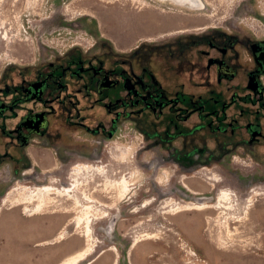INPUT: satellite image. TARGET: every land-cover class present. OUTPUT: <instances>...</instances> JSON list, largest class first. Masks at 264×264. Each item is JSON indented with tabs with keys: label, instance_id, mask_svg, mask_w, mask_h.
Returning <instances> with one entry per match:
<instances>
[{
	"label": "rangeland",
	"instance_id": "1",
	"mask_svg": "<svg viewBox=\"0 0 264 264\" xmlns=\"http://www.w3.org/2000/svg\"><path fill=\"white\" fill-rule=\"evenodd\" d=\"M206 1V8L193 11L161 0H0V77L16 80L17 68L56 59L74 48L87 54L100 52L107 43L114 51H127L145 39L160 42L206 25L234 33H239L234 29L239 27L249 31L264 28V0ZM126 124L104 142L101 162L80 158L67 164L48 161L43 167L52 169L40 172L39 178L30 180L23 175L7 189L17 194L24 186H60L64 180L73 182L72 171L79 164L94 167L80 174L79 189L74 192L94 219L91 240L85 223L77 227L71 222L67 239L46 242L82 209L80 205L76 211L64 212L62 207L72 206L73 201L66 203L62 196H54L58 205L54 212L28 216L22 212V205L4 209L20 217L18 223L11 221L14 227L11 224L7 234L14 238L17 228V264H57L67 253L91 243L93 252L80 264H114L116 259L118 264H174L177 259L180 264H264V188L247 213L253 224L263 223L254 230L237 221L226 226L218 221L224 218L215 209L178 211L176 206L192 200L193 194L185 184L199 191L198 196H214V191L203 190L211 179L198 172L202 168L208 169V176L217 173L232 178L240 187L249 182L264 185V148L243 147L222 161L184 168L174 160L164 161L166 149L149 146L139 130ZM116 145L129 148L130 153L121 155L116 150L114 156L111 152ZM89 153L87 147L85 154ZM99 165L104 175L94 170ZM106 176L109 180L127 177L133 190L113 207L109 206L116 192L103 190ZM169 179L184 195L167 204L164 201L173 196L160 197L157 188ZM147 199L154 202L142 206ZM36 204L33 201L30 206ZM109 224L112 227L108 231ZM145 233L155 236L144 239ZM11 243L16 244L13 240ZM3 254L0 264L15 261L8 250Z\"/></svg>",
	"mask_w": 264,
	"mask_h": 264
},
{
	"label": "flooded vegetation",
	"instance_id": "2",
	"mask_svg": "<svg viewBox=\"0 0 264 264\" xmlns=\"http://www.w3.org/2000/svg\"><path fill=\"white\" fill-rule=\"evenodd\" d=\"M192 29L127 51L74 48L0 77V258L8 250L17 264L11 184L39 178L48 161L100 160L126 123L184 168L264 148V28Z\"/></svg>",
	"mask_w": 264,
	"mask_h": 264
},
{
	"label": "bare ground",
	"instance_id": "3",
	"mask_svg": "<svg viewBox=\"0 0 264 264\" xmlns=\"http://www.w3.org/2000/svg\"><path fill=\"white\" fill-rule=\"evenodd\" d=\"M161 1H170L178 6H185L190 8L193 11H199L201 9L206 8V0H161ZM205 5V6H204ZM164 12V11H162ZM175 15V14H174ZM179 15V14H178ZM206 17H210L208 14H203ZM207 26V25H206ZM114 151L111 153L114 154V156L117 157L116 150L119 151V154L126 155L129 152V148L125 146H114ZM117 160V158H116ZM95 162H101V160H97ZM94 162V163H95ZM128 162V160L126 161ZM94 167H92L91 164L88 163H81L78 166L74 167L72 171V179L73 182L64 180L62 181V184L60 186H54L53 184H45L39 187H31V186H24L21 190L17 192V194L13 193V190L11 193H8L5 197V204L8 203L11 207H15L17 205H22L23 210L26 215L28 216H34L37 214H44L46 212H54L56 207L58 206L55 204V195L62 196L65 198L66 203L68 200L73 201V205L69 206V204H66V206L62 207L64 212L69 211H76L78 210V206L82 205V209L78 211V213L71 219L68 220L64 226V228L51 240L46 241L47 243H55L59 241H63L67 239L68 235V225L71 222H74L77 227H81L83 223L86 225V235L88 237V240L93 239L92 237V231H91V223L94 219H92L91 216H89L85 211L87 208L84 206L81 202V200L75 196L74 192L79 189L80 185V174H86L87 171L93 170ZM96 172L100 175L105 174V170L102 166L95 167ZM207 168H202L198 172L204 176L207 179H211V182L209 181V185L205 186L203 190L206 191H214V196H198L200 193L195 188L191 187L190 184H185L187 189L191 191L193 196L191 197L192 200H184L186 203L185 205H180V202L176 204L178 211L181 209H197V210H207V209H215L218 212L223 214L224 220L218 219L221 223L225 224L226 226L230 225V222L237 221L240 226L247 228L249 230H254L257 227H260L263 223H254L251 222L248 219L247 213L252 210V205L254 204V201L256 199V196L261 195L262 191L261 189L264 188L263 184L256 185L258 183H255L253 185L251 182L248 183V185L240 187L238 183L233 180L232 178L221 176L217 173L212 176H208L209 172H207ZM108 180L103 184V190L104 191H114L116 192V196H114L113 203L109 207H113L115 205V202L118 200H122L125 197H127L129 194L132 193L133 190H131V183L130 180L127 177L122 178L121 180H109V176H106V179ZM182 180V179H181ZM54 182H58V180ZM157 195L160 197L163 196H173L170 199L165 200L164 203H171L172 201H175V197L179 195H184V193L175 188V186L172 184V181L170 179L168 182L165 181L163 185H158L157 188ZM248 196V198H245V196ZM190 197V196H189ZM33 201H37V204L33 207L30 206V204ZM169 201V202H168ZM171 201V202H170ZM154 200L147 199L145 200L144 204L142 206H148L151 203H153ZM208 220V219H207ZM20 222V217L17 214V223ZM108 231L111 230L112 224H109ZM198 230L200 231V223ZM144 239L152 238L155 235L145 233ZM93 243L89 244L87 247L81 249L72 251L66 254L65 257L61 259L60 262L57 264H80L84 259H86L94 250ZM114 250L118 252V249L116 247H112ZM119 255V254H118ZM179 259H177L174 264H180ZM90 262L86 264H90ZM114 264H118V259L115 260Z\"/></svg>",
	"mask_w": 264,
	"mask_h": 264
}]
</instances>
